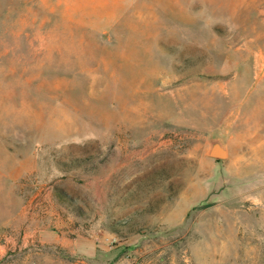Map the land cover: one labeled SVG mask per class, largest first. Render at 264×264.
I'll return each instance as SVG.
<instances>
[{"label": "rangeland", "instance_id": "1", "mask_svg": "<svg viewBox=\"0 0 264 264\" xmlns=\"http://www.w3.org/2000/svg\"><path fill=\"white\" fill-rule=\"evenodd\" d=\"M2 44L21 100L0 105V264H264V138L229 164L215 135L141 121L264 75V0H0Z\"/></svg>", "mask_w": 264, "mask_h": 264}, {"label": "crops", "instance_id": "2", "mask_svg": "<svg viewBox=\"0 0 264 264\" xmlns=\"http://www.w3.org/2000/svg\"><path fill=\"white\" fill-rule=\"evenodd\" d=\"M30 46L32 47V50H34L35 48V50L37 51H44L45 49L56 53L60 51V47L58 46L45 47V44H39V46L36 48L34 47L33 43H31ZM0 48V105L2 107H13L16 113L17 108L19 106V99L21 100V97H18L19 79L16 71L18 66V60L11 58L13 56L12 51H14L15 53L16 47L14 45H12V47H9L6 44H2L0 45ZM8 55L10 56V58H8ZM14 58H16V56H14ZM30 75L32 81H36L37 75H35L34 68ZM34 76H36L35 79L33 78ZM237 77L238 76H235L233 79V83H236L237 87L225 88V86H222L221 84H216L215 86H210L207 83L206 85L201 83L198 85L196 84L195 87H197V93L195 94V96H189V98L186 99L182 105H179L178 99L175 97L173 91L168 92V94H170L172 98L171 111H166L162 108H155L153 109V111H151L154 115L148 114L146 112V114H144L141 119V121L143 120L142 122H144V135L148 133L147 138L149 140L153 135L158 134L159 136V134L161 135V132L169 131L163 128V123L167 124L169 127L175 128V130H181L186 132L202 131L206 135V137H209L211 135H215L217 137L215 141L218 142L222 148H225L226 160L229 164L239 163V156L243 155L244 153L246 156L247 152H238L236 150L231 152L229 150L231 144L232 146H234L235 149L242 145L243 147L248 148L252 141H260L261 145H259L258 143L255 146L256 149L261 148L263 146L262 142L264 138V75L257 76V73L255 75H252L250 73L248 77L253 78V81L251 82L253 85L248 88H246L245 83H242V81L238 80ZM22 82L24 83L27 81ZM11 84L14 85L13 92H5L4 90L7 89L6 87L11 86ZM256 85L259 87L255 90ZM182 90H184V87H182ZM31 91L33 90L31 89ZM22 93L23 92H21V94ZM198 94L201 95V98L197 97ZM182 97L183 95L181 96V98ZM238 97H240V102L236 101ZM20 104V108L22 109L27 106L23 103V101L20 102ZM241 109L247 111L249 115L246 116L241 114ZM184 110L187 111V115L184 114ZM16 115L17 113L15 114V117ZM1 119L2 116L0 115V123ZM148 120L149 124L146 129V124ZM158 123H160V129H155ZM237 124H239V126H234ZM16 131L17 129L15 127L14 132ZM150 133H152V135H150ZM1 142L2 129L0 128V147L2 146ZM206 149L207 160H210L211 162H213V164H217L219 162L221 163L224 161V159H215L208 155L209 150L215 151L212 147L207 145ZM221 173L225 174L222 171ZM1 183L2 182L0 181V189ZM32 199L29 202H26L25 205H21L19 208L17 206L12 207L10 212L13 211V214L9 215V218L6 217L8 218L7 221H9V226L11 229L17 230L22 227H28L31 222H34V213L30 212ZM10 205L14 204L10 202ZM1 214L2 213L0 209V228L3 226V217ZM47 238V240H44L47 244H52L53 242L57 244L58 236H55L53 232L48 233Z\"/></svg>", "mask_w": 264, "mask_h": 264}, {"label": "water", "instance_id": "3", "mask_svg": "<svg viewBox=\"0 0 264 264\" xmlns=\"http://www.w3.org/2000/svg\"><path fill=\"white\" fill-rule=\"evenodd\" d=\"M212 143L213 142H210L209 143V146L210 147H213L212 146ZM208 155L211 156V157H213V158H215V159L223 158V156L221 154H219V153H217L216 151H213V150H209Z\"/></svg>", "mask_w": 264, "mask_h": 264}, {"label": "bare ground", "instance_id": "4", "mask_svg": "<svg viewBox=\"0 0 264 264\" xmlns=\"http://www.w3.org/2000/svg\"><path fill=\"white\" fill-rule=\"evenodd\" d=\"M260 75V74H259ZM216 152H218L219 154H221V150L219 149H216Z\"/></svg>", "mask_w": 264, "mask_h": 264}]
</instances>
